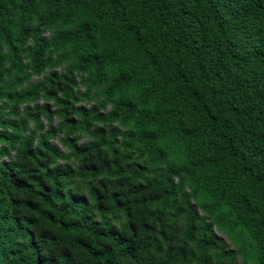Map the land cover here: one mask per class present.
<instances>
[{
    "label": "trees",
    "instance_id": "trees-1",
    "mask_svg": "<svg viewBox=\"0 0 264 264\" xmlns=\"http://www.w3.org/2000/svg\"><path fill=\"white\" fill-rule=\"evenodd\" d=\"M0 264H264V0H0Z\"/></svg>",
    "mask_w": 264,
    "mask_h": 264
},
{
    "label": "rangeland",
    "instance_id": "rangeland-1",
    "mask_svg": "<svg viewBox=\"0 0 264 264\" xmlns=\"http://www.w3.org/2000/svg\"><path fill=\"white\" fill-rule=\"evenodd\" d=\"M55 122H56V124H57V123H58V120H56ZM88 140H89V138H88L87 136H86V137H83V139L81 140V143H85V142H87ZM53 143H54L58 148L64 150V148L61 146V144H60L57 140H55ZM219 235L223 236V237L226 239V237H225L224 235H222V234H219Z\"/></svg>",
    "mask_w": 264,
    "mask_h": 264
}]
</instances>
